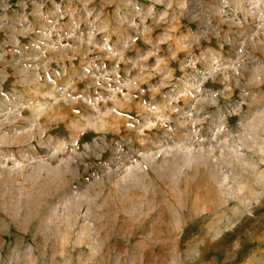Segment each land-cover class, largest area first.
Segmentation results:
<instances>
[{"label":"rangeland","instance_id":"1","mask_svg":"<svg viewBox=\"0 0 264 264\" xmlns=\"http://www.w3.org/2000/svg\"><path fill=\"white\" fill-rule=\"evenodd\" d=\"M0 264H264V0H0Z\"/></svg>","mask_w":264,"mask_h":264}]
</instances>
